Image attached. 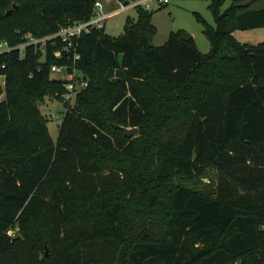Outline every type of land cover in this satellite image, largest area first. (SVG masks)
Returning <instances> with one entry per match:
<instances>
[{
	"label": "trees",
	"instance_id": "obj_1",
	"mask_svg": "<svg viewBox=\"0 0 264 264\" xmlns=\"http://www.w3.org/2000/svg\"><path fill=\"white\" fill-rule=\"evenodd\" d=\"M224 1L209 0L214 28L196 15L206 54L180 32L154 46L142 9L119 36H81L72 106L50 72L59 42L0 54V264H264V42L233 35L264 27V7ZM94 2L0 0V43L85 21ZM45 97L65 109L56 142Z\"/></svg>",
	"mask_w": 264,
	"mask_h": 264
},
{
	"label": "rangeland",
	"instance_id": "obj_2",
	"mask_svg": "<svg viewBox=\"0 0 264 264\" xmlns=\"http://www.w3.org/2000/svg\"><path fill=\"white\" fill-rule=\"evenodd\" d=\"M208 3L209 0H168V4L163 6L153 3L148 5L149 10L146 9V11L152 13L150 22L156 30L152 39V44L157 47L162 46L166 42L170 32L187 33L191 35L195 47L201 54L208 53L210 46L203 34V23L196 19V15H199L207 25L212 28L215 27L214 19L208 9ZM229 5L230 0H225L220 6L219 11H225ZM250 6L254 9L262 8L264 7V0L254 2ZM128 16L136 18V11L129 10L108 20L104 28L105 33L112 37L122 34L125 19ZM233 35L239 43L255 46L258 43L264 42V27L249 30H236ZM53 76L59 78L58 75ZM2 86L3 77H0V87ZM2 96L3 95H0V99ZM73 102L74 100L72 99L69 104L72 106ZM38 108L40 113L47 119L46 126L52 141L56 142L59 124L65 111L63 103L52 97H45L38 103ZM137 134L131 137H135ZM211 176V180L215 182L216 178L213 173H211ZM47 252L48 250L45 248V254H47Z\"/></svg>",
	"mask_w": 264,
	"mask_h": 264
},
{
	"label": "built area",
	"instance_id": "obj_3",
	"mask_svg": "<svg viewBox=\"0 0 264 264\" xmlns=\"http://www.w3.org/2000/svg\"><path fill=\"white\" fill-rule=\"evenodd\" d=\"M152 3L163 6L168 4V0H129L127 2L95 0L93 14L89 19L75 22L69 26L59 27L56 32L40 38L27 34L24 37L23 43L16 47H9L4 42L0 43V54L14 49L24 51L28 46H39L40 50L44 52L43 47L45 44L50 43L54 46L56 42H59L61 46L53 52V56L56 59L63 60L64 63L51 66L50 72L66 81L65 92L61 95V98L64 102L71 103L76 94L87 86V81L76 68V64L80 59L76 50L80 37L90 33L92 30L105 28L106 22L117 15L129 10H146L148 9V5ZM9 234H12V231Z\"/></svg>",
	"mask_w": 264,
	"mask_h": 264
},
{
	"label": "water",
	"instance_id": "obj_4",
	"mask_svg": "<svg viewBox=\"0 0 264 264\" xmlns=\"http://www.w3.org/2000/svg\"><path fill=\"white\" fill-rule=\"evenodd\" d=\"M13 9H16L17 7L16 6H13L12 7ZM11 13V10H8L6 12V15L10 14ZM181 39L183 41H189L190 39H192L191 35L190 34H187V33H184L181 35ZM124 134V137L126 138H129L135 134L138 133V129L137 128H120Z\"/></svg>",
	"mask_w": 264,
	"mask_h": 264
}]
</instances>
